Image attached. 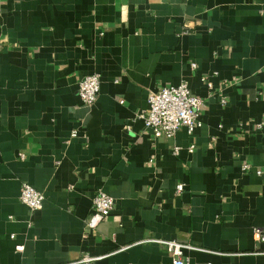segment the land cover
Returning <instances> with one entry per match:
<instances>
[{"label": "crops", "instance_id": "crops-1", "mask_svg": "<svg viewBox=\"0 0 264 264\" xmlns=\"http://www.w3.org/2000/svg\"><path fill=\"white\" fill-rule=\"evenodd\" d=\"M94 71L85 104L77 80ZM183 78L202 123L154 137L148 92ZM22 181L41 208L20 200ZM98 188L114 207L91 228ZM255 227L264 0H0V264H173L157 239L195 246L184 264H264Z\"/></svg>", "mask_w": 264, "mask_h": 264}, {"label": "built area", "instance_id": "built-area-1", "mask_svg": "<svg viewBox=\"0 0 264 264\" xmlns=\"http://www.w3.org/2000/svg\"><path fill=\"white\" fill-rule=\"evenodd\" d=\"M192 67H196V61L192 60ZM201 78L205 79L202 75ZM100 72L84 73L77 80V90L81 100L85 104H91L95 101L99 91ZM221 101H225L224 97ZM148 107L140 113L145 127L151 130L154 137H172L180 126H185L189 132L202 123L200 117V108L203 100L198 95L192 93L188 86L187 79H180L176 83H165L156 90L148 92ZM72 136L76 135V130H72ZM193 145H190V149ZM179 147L174 146L176 153ZM184 183L176 184V190L181 191ZM19 198L25 203L30 211L42 207L44 193L34 187L32 184L22 181L20 183ZM114 207L113 197L101 188H98L92 197V210L85 220L88 227L94 228ZM254 238L258 242H264V228H254ZM163 243L166 250L172 255L173 264H184L181 258L184 247H195L188 242L177 239H157ZM16 249L22 248L17 244ZM256 253L264 256V248L256 249ZM101 255L83 254L79 259L80 264H95Z\"/></svg>", "mask_w": 264, "mask_h": 264}]
</instances>
